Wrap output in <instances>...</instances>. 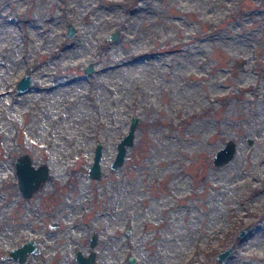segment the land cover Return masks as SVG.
<instances>
[{"label":"rangeland","instance_id":"1","mask_svg":"<svg viewBox=\"0 0 264 264\" xmlns=\"http://www.w3.org/2000/svg\"><path fill=\"white\" fill-rule=\"evenodd\" d=\"M22 153L50 174L27 198ZM263 213L264 0H0V264L27 238L23 264H77L92 233L93 264H264Z\"/></svg>","mask_w":264,"mask_h":264},{"label":"water","instance_id":"2","mask_svg":"<svg viewBox=\"0 0 264 264\" xmlns=\"http://www.w3.org/2000/svg\"><path fill=\"white\" fill-rule=\"evenodd\" d=\"M73 33V26L71 24L67 25V34L70 36ZM118 37V31H111L107 39L114 40ZM92 64L89 63L83 71L88 73L92 71ZM32 84V78L28 72L24 73L17 81L15 89L18 93L26 91L29 86ZM138 117L132 115L128 123L127 130L124 134L117 140L115 143V152L113 158L110 162V168L115 169L120 166L125 157L126 147L133 143L134 130L138 123ZM248 145H252L253 139L247 137L245 139ZM235 153V143L232 140H227L225 143L219 147L212 156L213 165L219 166L227 162L233 157ZM100 157H101V142L97 141L95 143L92 161L87 169V173L91 178H99L101 175L100 168ZM14 172L17 178V187L23 197H30L34 191H36L43 182L50 177L48 166L45 163H39L34 165L30 156L27 153H22L17 155L14 161ZM264 215V213H263ZM58 223L56 221H50L49 227H56ZM247 227H243L237 232L236 238L242 237L246 232ZM96 243V235L92 233L89 242L88 248L89 252L85 255L80 250H77L75 253V260L77 264H93L95 260V250L93 246ZM233 245L224 247L220 249L216 255L217 263H220L222 260L227 258L231 253ZM39 252V247L34 238H29L22 241L19 245L11 248L8 251V256L13 259L18 264H23L27 257L30 254H35ZM128 264H135V259L131 255L128 258Z\"/></svg>","mask_w":264,"mask_h":264},{"label":"flooded vegetation","instance_id":"3","mask_svg":"<svg viewBox=\"0 0 264 264\" xmlns=\"http://www.w3.org/2000/svg\"><path fill=\"white\" fill-rule=\"evenodd\" d=\"M89 238H90V237H89ZM27 239H29V238H27ZM24 240H25V239H24ZM24 240H23V241H24ZM88 242H89V241H88ZM12 248H13V247H12ZM10 249H11V248H10ZM10 249H9V250H10ZM9 250H8V251H9ZM88 252H89V251H88ZM88 252H87V253H88ZM87 253H86V254H87ZM83 254H84V253H83ZM86 254H85V255H86Z\"/></svg>","mask_w":264,"mask_h":264}]
</instances>
